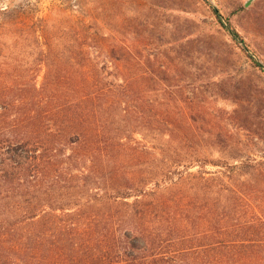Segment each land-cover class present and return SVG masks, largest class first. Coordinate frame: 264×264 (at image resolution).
Instances as JSON below:
<instances>
[{"label": "trees", "instance_id": "16d2710c", "mask_svg": "<svg viewBox=\"0 0 264 264\" xmlns=\"http://www.w3.org/2000/svg\"><path fill=\"white\" fill-rule=\"evenodd\" d=\"M73 24L68 36L86 41L59 46L45 20L0 9L14 42L0 48V264H264V224L244 220L229 185L238 165L190 172L214 160L143 144L152 164L137 168L133 134L154 143L159 121L134 104L133 80L88 58L90 24Z\"/></svg>", "mask_w": 264, "mask_h": 264}, {"label": "rangeland", "instance_id": "374dc122", "mask_svg": "<svg viewBox=\"0 0 264 264\" xmlns=\"http://www.w3.org/2000/svg\"><path fill=\"white\" fill-rule=\"evenodd\" d=\"M7 7L45 20L59 46L86 41L80 27L76 41L68 36L73 21L90 24L100 39L81 43L88 58L106 64L109 78L133 80L134 104L147 122L159 121L154 143L133 134L143 150L137 168L149 171L152 146L214 160L190 172L238 165L230 166L229 185L245 194L244 220L264 224V73L251 59L264 65V0H0ZM12 43L0 36L2 50ZM30 44L20 38L16 46Z\"/></svg>", "mask_w": 264, "mask_h": 264}, {"label": "water", "instance_id": "95a60500", "mask_svg": "<svg viewBox=\"0 0 264 264\" xmlns=\"http://www.w3.org/2000/svg\"><path fill=\"white\" fill-rule=\"evenodd\" d=\"M248 2H249V0H248Z\"/></svg>", "mask_w": 264, "mask_h": 264}]
</instances>
